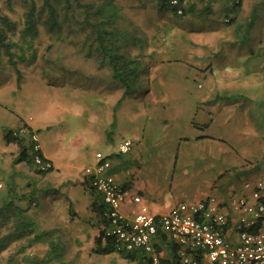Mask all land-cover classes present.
Instances as JSON below:
<instances>
[{
    "label": "rangeland",
    "instance_id": "rangeland-1",
    "mask_svg": "<svg viewBox=\"0 0 264 264\" xmlns=\"http://www.w3.org/2000/svg\"><path fill=\"white\" fill-rule=\"evenodd\" d=\"M32 2L39 9L43 0H0V14L14 25L12 31L8 27L3 29L7 41L20 40L25 13ZM78 2L93 3V0ZM115 2L121 7L122 15L119 14L116 26L131 32L134 40L127 48L132 56L140 54L143 60L139 89L125 99H154L161 94L165 98L189 100L223 96L232 97L236 103L243 99L247 104L248 100L261 104L255 117L258 122L246 117L257 130L252 136L251 149L242 155V161L245 159L243 167L247 169L262 164L252 177L262 174L264 0H241L238 13L226 11L232 5L231 0H185V8L193 7L194 11L178 18L166 11L159 14L144 0ZM75 9L82 10L77 5ZM253 9L256 20L251 30H247ZM44 17L43 14L38 21L33 48L24 51L28 58L34 54L35 62H18L13 68L7 64L6 57L2 58L0 115L16 123L31 119L30 123L39 127L37 133L43 149L58 156L59 169L45 176L32 172L17 177V172L31 170L24 163L18 166H25L22 169L12 164L18 147L6 143L0 129V264H27L28 256L47 260L51 242L60 246L62 256L59 261L45 264H60V261L112 264L103 256L92 255V252L83 256V251L78 254L74 249L90 251L85 245L92 238L94 220L90 209L92 197L78 180L79 168L93 165L97 152L106 153L124 137L116 127H109L105 135L104 128H107L106 118L109 121L111 114L115 117L112 105L125 90L109 83L110 68L107 64L99 67V56L94 50L86 54L88 47L82 46L84 38L77 26L72 35H67L66 29L62 34H48L43 27ZM227 20L230 21L227 23ZM16 49L11 50L16 52ZM151 53L154 54L149 57ZM235 84L242 87L231 89ZM222 85H228L229 90L221 88ZM124 116L127 114L122 112L121 117ZM238 121L245 123L241 116L231 123L222 119L220 126L226 124L232 130ZM96 129L100 130L99 135ZM226 140L235 147L234 139ZM81 175L82 179L87 177L83 170ZM210 195L218 196L214 191H210ZM17 221L32 224L29 235L9 237ZM42 232L49 234L39 241L32 240ZM105 258L120 259L116 254ZM119 261V264H130Z\"/></svg>",
    "mask_w": 264,
    "mask_h": 264
},
{
    "label": "crops",
    "instance_id": "crops-1",
    "mask_svg": "<svg viewBox=\"0 0 264 264\" xmlns=\"http://www.w3.org/2000/svg\"><path fill=\"white\" fill-rule=\"evenodd\" d=\"M153 54L151 53L149 57ZM111 79L110 84H117L122 88ZM238 86L242 87L241 84L230 87L239 89ZM228 87V85H222L221 88L227 91ZM123 95L124 92L112 105L115 106L112 110L115 117L111 114L113 115L112 120L111 116L109 121L106 118L107 128H104V133L107 134L109 127L111 129L116 127L117 131L124 134L118 143L130 139L133 145L126 154H118L117 145L110 147L104 155L111 157L110 173L118 184L129 188L133 194H138L142 198V205L146 206L152 215L164 214L178 203L196 202L209 196H216L226 201L239 195L243 181L257 177H252V175L261 169L262 164L258 163L247 169L243 167L245 159L242 161V155L247 154L251 149L252 136L257 130L253 128L251 121L257 117L258 107L261 108V104L249 102V100L247 104V101L243 99H238L239 102L236 103L229 96V98L221 96L218 97L219 99L189 100L183 97L165 98L161 94L159 98L154 99L134 100L130 98L126 100ZM240 102H243V105H240ZM122 112H125L127 117H121ZM0 116H2L0 121L2 137L6 129H15L24 124L36 133L39 130L38 126L30 123L31 119L16 123L14 119H8L4 115ZM241 116L245 123L238 121L232 126V130L226 124L225 127L220 126L222 119L231 123L235 117ZM246 117L250 118L249 123ZM255 122L258 121L255 120ZM95 131L98 135L100 134L99 129ZM226 139H234L235 147L232 148ZM41 152L43 157L52 164L51 172L54 169L58 170V156L48 154L42 146ZM14 166L17 169L25 168V166L18 167L19 164ZM26 167L31 171L17 172L16 176L20 177L21 174L28 176L34 173L29 166L26 165ZM83 169L79 168L78 180L82 186ZM84 190L91 196L85 188ZM210 191L216 192L218 196L210 195ZM70 210H72L71 206ZM122 210L131 217L139 210V206L127 200ZM93 219L92 238L89 243L86 240L88 244L85 245L90 251L74 248L78 254H80L78 251H83V256L91 253L94 239L99 234L95 218ZM231 236H234L233 233ZM169 242L167 238L163 242H158L159 254L163 260L170 257ZM110 255L103 256L105 261L119 264L120 257V259L105 258Z\"/></svg>",
    "mask_w": 264,
    "mask_h": 264
},
{
    "label": "built area",
    "instance_id": "built-area-1",
    "mask_svg": "<svg viewBox=\"0 0 264 264\" xmlns=\"http://www.w3.org/2000/svg\"><path fill=\"white\" fill-rule=\"evenodd\" d=\"M261 68L264 71V52ZM10 134L32 143L37 170L53 169L42 155L38 134L28 125L11 129ZM132 145L130 139L123 140L117 146L118 154L128 153ZM109 157L97 152L94 164L83 169L87 176L83 182L88 181L102 195L108 208L107 235L117 239L121 249L145 253L149 264H171L154 247L163 235L177 248L180 264H264V171L243 181L239 195L226 201L209 196L178 203L156 216L142 205L138 194L118 184L110 173ZM127 200L139 206L131 217L122 210Z\"/></svg>",
    "mask_w": 264,
    "mask_h": 264
},
{
    "label": "trees",
    "instance_id": "trees-1",
    "mask_svg": "<svg viewBox=\"0 0 264 264\" xmlns=\"http://www.w3.org/2000/svg\"><path fill=\"white\" fill-rule=\"evenodd\" d=\"M144 1L151 4L152 8L159 14H164L166 11V13L169 12L175 18L184 17L188 12L192 14L194 11L193 7L185 8V0H176L175 5L172 4L173 0ZM231 3L232 5L227 7L226 11L238 13L241 0H231ZM75 5L82 10L76 11ZM120 10L121 7L115 0H93V3H79L78 0H43L39 9L32 2L25 13L24 27L20 32L21 38L19 41L11 38L10 41L12 42L7 41L3 29L8 27L12 31L14 25L9 22L7 17L0 14V68L3 66V57H6L7 64L13 68L16 67L18 62L25 63L28 60L35 62V55L31 54L28 58L25 56L24 51L26 48H33L34 41L38 36V21L42 19L44 14L43 27L48 34H62L61 31L66 29L67 35H72L75 33V27L77 26V30L83 34L84 41L82 46L86 44L88 47L86 54L94 50L99 56V67L103 68L107 64L106 66L111 70L112 80L125 90L123 97L135 94L137 89H139L140 63L143 60L140 54L132 56L127 48L128 44L134 40L131 32L126 29L119 30L116 26L120 18L119 14L121 15L119 13ZM179 10L181 11L180 14L178 13ZM255 20L256 13L253 9L250 21L247 24V30H251ZM229 21L227 20L226 22L228 23ZM12 48H17L16 52H13ZM16 73L17 76L20 75L18 71ZM10 132L11 129H6L3 132V137L6 143L15 144L18 147V153L12 160L13 165L24 163L40 176H45L52 171V169L46 172L37 170L33 163L32 143L24 138L12 137ZM83 186L93 197L90 208L95 218V224L99 228V234L94 239V247L91 252L100 256L116 254L128 263L149 264L145 253L137 250L125 251L121 249L117 239L107 235L108 220L105 214L108 208L103 203L102 195L88 181L83 182ZM31 225L28 221L24 223L17 221L9 237L16 238L29 235ZM48 234L44 232L36 234L32 240L39 241L43 236H48ZM158 239L159 241L154 244V247L159 252L160 246L158 242H163L166 237L159 235ZM169 244L171 246L170 257L164 261L171 264H180L177 248L173 243L169 242ZM61 251L62 249L57 243L51 242L47 260H38L35 257L28 256L27 264H45L52 260L59 261L62 256ZM60 264L65 263L60 261Z\"/></svg>",
    "mask_w": 264,
    "mask_h": 264
}]
</instances>
